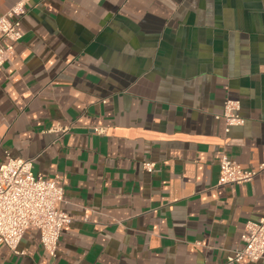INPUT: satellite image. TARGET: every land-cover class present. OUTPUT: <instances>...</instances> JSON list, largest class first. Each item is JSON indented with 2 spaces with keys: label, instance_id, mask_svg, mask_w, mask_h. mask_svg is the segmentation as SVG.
Instances as JSON below:
<instances>
[{
  "label": "crops",
  "instance_id": "0c3cea01",
  "mask_svg": "<svg viewBox=\"0 0 264 264\" xmlns=\"http://www.w3.org/2000/svg\"><path fill=\"white\" fill-rule=\"evenodd\" d=\"M21 1L0 163L33 159L73 221L55 258L28 231L0 264H229L264 214V170L219 184L228 139L243 169L264 162V0H0V17ZM227 100L246 121L229 135Z\"/></svg>",
  "mask_w": 264,
  "mask_h": 264
},
{
  "label": "built area",
  "instance_id": "2783aa9c",
  "mask_svg": "<svg viewBox=\"0 0 264 264\" xmlns=\"http://www.w3.org/2000/svg\"><path fill=\"white\" fill-rule=\"evenodd\" d=\"M25 6L26 3L21 1L0 17V67L12 59L15 45L25 36L22 27L27 13ZM240 110V101L227 100L223 113L216 115L217 120L224 121L226 135L232 129L244 126L246 121L239 114ZM92 132L104 135L106 128L93 127ZM232 145L231 139L223 144L219 184L253 182L256 175L264 170V162L258 170L243 169L230 155ZM143 166L148 173L155 170V163L146 162ZM33 168V159L12 158L9 155L5 162L0 163V244L16 255H25V252L19 251L20 244L28 231H35L39 233L46 253L55 258L63 229L72 223L73 218L57 207L64 200L63 187L35 175ZM242 241L243 249L235 251L228 258V263L248 261L264 264V214L258 221H249L245 225Z\"/></svg>",
  "mask_w": 264,
  "mask_h": 264
}]
</instances>
